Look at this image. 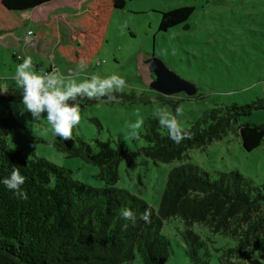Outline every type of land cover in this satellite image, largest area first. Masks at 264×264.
Segmentation results:
<instances>
[{"label": "trees", "instance_id": "1", "mask_svg": "<svg viewBox=\"0 0 264 264\" xmlns=\"http://www.w3.org/2000/svg\"><path fill=\"white\" fill-rule=\"evenodd\" d=\"M53 1L0 0V34L23 26L19 22L22 13ZM129 1L86 0L77 16L78 43L58 44L55 52L69 63L91 60L103 45L113 13ZM193 12V6L163 12L159 30L185 23ZM73 18L68 19L71 24ZM53 20L50 15L34 37L51 41L58 34ZM169 102L176 108V101ZM260 109H264V97L206 109L185 129L188 138L180 144L169 139L157 118L148 116L143 131L147 145L142 153L156 161L182 162L190 149L220 140L229 132L241 138L245 150L253 151L264 141V123H239V119ZM19 126L11 112L0 114V177L7 176L14 165L20 167L28 195L26 200L19 199L0 185V264H123L137 255L143 264H166L173 246L162 227L170 218H180L185 224L180 235L189 264H211L216 237L222 242L214 248L219 251L218 264L247 252L264 258V184H255L237 170L218 171V178L212 179L200 166L182 162L170 170L156 213L143 198L116 187L118 165L129 156L122 144L55 137L59 149L100 167L99 178L104 183L94 186L75 179L72 170L45 157L14 148L8 136ZM122 207L138 216L149 208L150 222L138 218L134 226L129 223L122 229ZM195 227L207 228L206 237Z\"/></svg>", "mask_w": 264, "mask_h": 264}, {"label": "rangeland", "instance_id": "2", "mask_svg": "<svg viewBox=\"0 0 264 264\" xmlns=\"http://www.w3.org/2000/svg\"><path fill=\"white\" fill-rule=\"evenodd\" d=\"M184 6L194 7L190 18L167 31H160L162 13ZM14 16L19 18L18 14ZM77 16H70L74 17L72 24L69 22L71 26L61 29L63 42H57L58 34L49 42L36 37L27 41V31L30 28L37 31V25L31 21L14 28L12 34L0 37V85L5 89L0 93V114L11 112L20 124L8 136L14 148L70 169L74 178L82 182L94 186L104 183L99 178V166L81 157L70 156L54 144L56 136L52 134L44 114L33 119L24 111L22 92L12 79L22 59L14 55H31L36 71L56 70L78 81L91 73L112 72L125 79V87L111 97L77 98L81 119L73 129L72 138H83L93 144L95 139L113 146L122 144L129 156L118 165L116 187L143 198L156 213L170 170L182 162L200 166L209 172L212 179L218 178V171L237 170L255 184H264V141L257 149L247 151L235 132L190 149L182 162L156 161L142 153V148L147 145L143 136L144 120L148 116L157 118L156 113L161 108L174 112L175 108L169 101H176V107L182 108L180 120L182 128L186 129L206 109L264 97V0H131L123 10L113 13L102 47L95 57L86 61L87 67L79 74L76 73L77 63H69L63 55L55 52L58 44L78 43ZM21 17L24 18L25 14L22 13ZM51 44L55 46L49 49L47 46ZM151 58L161 60L182 79L193 83L197 93L187 96L179 92L166 96L152 89L154 75L148 64ZM137 119H142L143 125L137 130L138 139H135L129 135V127ZM247 121L264 123V109L239 119V123ZM184 229L185 224L180 218L163 221L162 232L173 246V253L166 264H189L180 235ZM194 230L204 238L208 234L205 227H195ZM220 239H214V248L222 246ZM214 248L211 264H218L219 251ZM223 263L264 264V258L260 253L247 252L241 257H227ZM123 264L143 262L137 255L133 261Z\"/></svg>", "mask_w": 264, "mask_h": 264}, {"label": "clouds", "instance_id": "3", "mask_svg": "<svg viewBox=\"0 0 264 264\" xmlns=\"http://www.w3.org/2000/svg\"><path fill=\"white\" fill-rule=\"evenodd\" d=\"M22 62L16 66L12 79L15 86L21 90V103L24 111L33 119H39L44 114L47 124L53 135L64 140L71 139L81 119V108L77 102L78 97L88 100L101 97H111L114 92L125 87L126 81L116 72L110 74L91 73L83 80H76L71 75H63L56 70L40 72L34 70L31 55H24ZM87 67L85 60L81 59L76 64V73L79 74ZM5 89L0 85V93ZM183 111L177 106L174 112L164 108L157 111L156 117L159 126L167 129L168 137L175 144H180L188 138V133L182 128L180 118ZM143 125L142 119H137L129 127V135L138 139L137 130ZM25 176L20 167L13 166L7 176L0 177V185L10 190L14 196L26 200L27 192L24 190ZM119 216L125 221L122 229H127L129 223L133 226L137 219L150 222L151 210L145 208L142 213H137L128 207H122Z\"/></svg>", "mask_w": 264, "mask_h": 264}, {"label": "crops", "instance_id": "4", "mask_svg": "<svg viewBox=\"0 0 264 264\" xmlns=\"http://www.w3.org/2000/svg\"><path fill=\"white\" fill-rule=\"evenodd\" d=\"M83 1L84 0H54L53 2L37 7L31 12H27L29 15V18L26 17V14L24 18L20 16L19 22H22L21 25H26L28 21H31L32 23H35L38 28L40 25L44 24L47 21L50 15L55 14L53 23L57 26V32L59 36L57 42L58 41L63 42L64 36L61 33V29L63 27L69 28V26H71L69 25L68 19L70 16L79 14L82 12L83 4L85 2ZM30 30L32 29L30 28ZM32 31H33L32 36L34 37V30ZM9 34H12V31L2 33L0 34V37L3 38ZM54 46L55 44H51L47 47L49 49H52Z\"/></svg>", "mask_w": 264, "mask_h": 264}, {"label": "water", "instance_id": "5", "mask_svg": "<svg viewBox=\"0 0 264 264\" xmlns=\"http://www.w3.org/2000/svg\"><path fill=\"white\" fill-rule=\"evenodd\" d=\"M24 14H28L27 12ZM149 68L154 75L151 88L159 93L170 96L184 92L187 96H194L197 88L193 83L182 79L174 71L170 70L161 60L151 58L148 60Z\"/></svg>", "mask_w": 264, "mask_h": 264}, {"label": "built area", "instance_id": "6", "mask_svg": "<svg viewBox=\"0 0 264 264\" xmlns=\"http://www.w3.org/2000/svg\"><path fill=\"white\" fill-rule=\"evenodd\" d=\"M26 17H27V18H29V15H28V14H26ZM27 34H28V35H27L26 39H27V41H29V42H30L31 40H33V38H32V37H33V36H32V34H33V31L29 29V30L27 31ZM17 57H20V58H22V56H21L20 54H19V55H17Z\"/></svg>", "mask_w": 264, "mask_h": 264}]
</instances>
